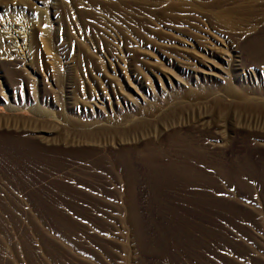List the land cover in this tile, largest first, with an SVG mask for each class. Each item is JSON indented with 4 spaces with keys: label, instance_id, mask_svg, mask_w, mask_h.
<instances>
[{
    "label": "rangeland",
    "instance_id": "rangeland-1",
    "mask_svg": "<svg viewBox=\"0 0 264 264\" xmlns=\"http://www.w3.org/2000/svg\"><path fill=\"white\" fill-rule=\"evenodd\" d=\"M0 264H264V0H0Z\"/></svg>",
    "mask_w": 264,
    "mask_h": 264
}]
</instances>
